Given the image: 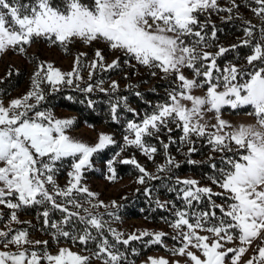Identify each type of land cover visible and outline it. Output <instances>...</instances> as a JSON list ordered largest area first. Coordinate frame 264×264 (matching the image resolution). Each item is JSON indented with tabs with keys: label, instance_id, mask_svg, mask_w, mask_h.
<instances>
[{
	"label": "rangeland",
	"instance_id": "374dc122",
	"mask_svg": "<svg viewBox=\"0 0 264 264\" xmlns=\"http://www.w3.org/2000/svg\"><path fill=\"white\" fill-rule=\"evenodd\" d=\"M219 8L250 22L264 17V0H96L95 9L72 2L64 12L42 1L22 16L2 5L0 264H123L113 244L104 241L95 249L60 241V220L44 225L36 214L21 211L20 204L49 194L53 204L119 239L161 246L127 264H264V70L239 81L234 77L259 49L245 62L206 68L212 81L204 87L188 69L191 53H209L238 37L200 38L197 48L178 39L191 31L197 11L217 20L226 16ZM112 65L121 72L101 79L99 72ZM17 71L22 80L6 89L3 78ZM172 73L182 89L154 112L124 121L121 129L83 123L69 109L36 105L43 83L114 92ZM159 124L173 137L180 126L183 144L199 135L212 142L211 150L222 145L244 152L221 181L191 172L176 175L184 188L179 206L148 185L166 172L159 152L144 141ZM107 146L108 157L97 159ZM123 161L136 171L117 173L115 166ZM140 190L169 213L152 220L115 210ZM200 196L221 211L199 207L193 198ZM67 236L74 238L72 232Z\"/></svg>",
	"mask_w": 264,
	"mask_h": 264
},
{
	"label": "trees",
	"instance_id": "16d2710c",
	"mask_svg": "<svg viewBox=\"0 0 264 264\" xmlns=\"http://www.w3.org/2000/svg\"><path fill=\"white\" fill-rule=\"evenodd\" d=\"M58 10L66 11L72 2L81 4L89 9L96 8V0H0L2 5L10 7L16 15H28L36 10L41 2ZM218 13H226V16H219L217 20L206 16V12H196L197 20L192 23L191 31L179 36L181 45H189L197 48L200 38L215 41H224L229 37H238L231 40L225 46H215L209 53H204V49L197 54L191 53L193 72L197 81L206 87L212 80L204 75L205 69L222 66L227 61L245 62L249 55L259 49L257 56L237 68L235 79L248 77L250 73L261 68L264 70V17L258 22H250L241 18L234 10L219 8ZM251 31L250 33L248 31ZM217 47V48H216ZM204 61L203 65H199ZM195 68L194 67H197ZM121 72V68L116 65L103 68L99 74L101 79H106ZM241 75V76H240ZM23 73L17 71L3 78L1 84L6 89L15 87L22 80ZM176 76L172 73L169 77L156 79L153 82L139 81V86L122 88L114 92L102 89H78L75 87L60 85L57 88H50L48 83L41 86V95L36 103L37 107H60L74 111L79 120L86 124L104 123L114 129H121L124 121L135 119L139 114H149L156 110L160 103H168L171 94L182 89L179 81H175ZM133 105L134 108L129 106ZM242 106L241 109H244ZM237 111L238 108L232 107ZM243 110V111H244ZM176 132H180V126L176 127ZM173 131L163 128L159 124L154 135H145V143L152 145L162 160L165 161V174L153 178L149 182L150 191L169 198L178 205L183 197L184 188L182 182L175 178L176 175L191 172L201 178H213L217 181L224 179L225 175L233 169L234 162L240 160L242 149H233L231 146H219L217 150H211L212 142L199 135L190 136L183 144L179 142L178 134L173 137ZM199 137V138H198ZM226 147H229L228 149ZM111 146H107L95 154L101 160L108 157ZM195 158H201L195 160ZM115 171L125 175L134 173L136 170L130 162L123 161L115 166ZM52 196L46 195L39 201H30L20 204L23 213L36 214L38 220L44 225H48L50 219L60 220V241H72L81 248H99L104 241L113 244L116 253L122 255L123 264L131 263L140 256L153 249L161 248L159 244H149L142 242L140 238L122 240L117 238L106 228H96L95 225L85 222L83 218L69 214L61 207L53 204ZM197 200V205L207 211L217 209L221 211L214 202L206 196L193 198ZM181 206V205H179ZM115 210L118 213L131 217H148L156 220L165 217L169 211L160 205L154 195L147 194L144 190L138 191L132 197L123 200ZM75 225V230H71ZM70 232L74 238L67 236Z\"/></svg>",
	"mask_w": 264,
	"mask_h": 264
}]
</instances>
